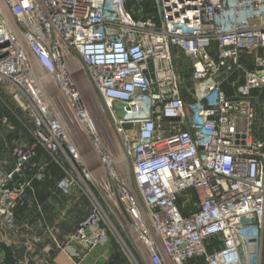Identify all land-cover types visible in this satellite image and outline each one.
<instances>
[{
  "label": "built area",
  "instance_id": "1",
  "mask_svg": "<svg viewBox=\"0 0 264 264\" xmlns=\"http://www.w3.org/2000/svg\"><path fill=\"white\" fill-rule=\"evenodd\" d=\"M152 4L0 0V222L54 167L91 201L74 256L264 264V0Z\"/></svg>",
  "mask_w": 264,
  "mask_h": 264
},
{
  "label": "crops",
  "instance_id": "2",
  "mask_svg": "<svg viewBox=\"0 0 264 264\" xmlns=\"http://www.w3.org/2000/svg\"><path fill=\"white\" fill-rule=\"evenodd\" d=\"M0 164L5 170L14 166L13 157L2 148L1 141ZM58 177H53L51 172L46 183H37L36 193L29 197L27 206L17 212L14 247L24 249L26 256L32 251L38 256V264H109L119 244L115 237L89 252L71 242L79 256L66 248L78 221L90 209L91 201L80 191L70 195L60 193L56 189Z\"/></svg>",
  "mask_w": 264,
  "mask_h": 264
},
{
  "label": "rangeland",
  "instance_id": "3",
  "mask_svg": "<svg viewBox=\"0 0 264 264\" xmlns=\"http://www.w3.org/2000/svg\"><path fill=\"white\" fill-rule=\"evenodd\" d=\"M179 68L182 69L183 75L185 77V79L188 80L189 76H190V69H189V62L188 60L184 57L181 56L179 58ZM59 173L58 171H52V175L54 176H58ZM53 181V180H51ZM17 227V226H16ZM16 227H6L4 225H2V223L0 222V245L1 243H6V244H10L14 250L15 256L20 260L21 263H27L28 261H33L34 264H38L36 261H38V256H36V254L34 255V253L29 252V254L26 256V251L24 249H17L14 247V237H15V231H16ZM118 242V241H117ZM119 243V242H118ZM117 250L115 251V264L116 263H120V262H124V263H131L128 253L125 251V249L122 247L121 243L118 244V247L116 248ZM4 260V253L2 251V249L0 248V263ZM198 264H202V263H198Z\"/></svg>",
  "mask_w": 264,
  "mask_h": 264
},
{
  "label": "water",
  "instance_id": "4",
  "mask_svg": "<svg viewBox=\"0 0 264 264\" xmlns=\"http://www.w3.org/2000/svg\"><path fill=\"white\" fill-rule=\"evenodd\" d=\"M20 181L21 179L19 178V175L16 174L13 180L8 185H6L4 188L11 190L13 189V187H18L17 184L14 185V182L19 183ZM0 248L2 249L4 253V260L0 264H34L32 260L28 261L27 263H21L20 260L15 256L14 250L10 244L1 243Z\"/></svg>",
  "mask_w": 264,
  "mask_h": 264
},
{
  "label": "trees",
  "instance_id": "5",
  "mask_svg": "<svg viewBox=\"0 0 264 264\" xmlns=\"http://www.w3.org/2000/svg\"><path fill=\"white\" fill-rule=\"evenodd\" d=\"M144 6H145V8H146V10L148 11V12H152L153 11V4H152V0H144ZM224 89L227 91V92H230V88L227 86V85H224ZM56 170V172L58 171L56 168H52V171H53V173H54V171ZM59 172V171H58ZM60 173V172H59ZM59 177L61 176V174H59L58 175ZM58 177V178H59ZM41 184V183H40ZM36 185H37V183H36ZM20 209H22V208H19V210ZM18 210V211H19ZM17 211V212H18ZM115 257H113V260H111L110 262H109V264H115ZM116 264H121V262L120 263H116Z\"/></svg>",
  "mask_w": 264,
  "mask_h": 264
}]
</instances>
